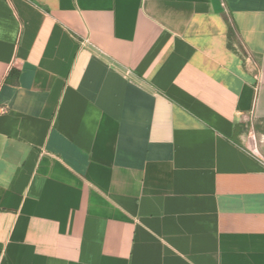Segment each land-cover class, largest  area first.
I'll list each match as a JSON object with an SVG mask.
<instances>
[{
    "label": "crops",
    "instance_id": "0c3cea01",
    "mask_svg": "<svg viewBox=\"0 0 264 264\" xmlns=\"http://www.w3.org/2000/svg\"><path fill=\"white\" fill-rule=\"evenodd\" d=\"M256 122L264 0H0V264H264Z\"/></svg>",
    "mask_w": 264,
    "mask_h": 264
},
{
    "label": "trees",
    "instance_id": "16d2710c",
    "mask_svg": "<svg viewBox=\"0 0 264 264\" xmlns=\"http://www.w3.org/2000/svg\"><path fill=\"white\" fill-rule=\"evenodd\" d=\"M224 20L226 21L227 25H228V32H227V41H228V47L235 51L234 46H239V42L237 40V31L235 28V25L233 23L232 20H230L226 15L223 16ZM253 129L256 132L262 133L264 134V124L260 123V122H256L253 124Z\"/></svg>",
    "mask_w": 264,
    "mask_h": 264
},
{
    "label": "built area",
    "instance_id": "2783aa9c",
    "mask_svg": "<svg viewBox=\"0 0 264 264\" xmlns=\"http://www.w3.org/2000/svg\"><path fill=\"white\" fill-rule=\"evenodd\" d=\"M1 112H4V109H1ZM245 139L247 141L246 151L252 158L258 161L264 168V154L261 153L256 148H254L253 146L256 140V133L254 132L253 128L248 129Z\"/></svg>",
    "mask_w": 264,
    "mask_h": 264
}]
</instances>
